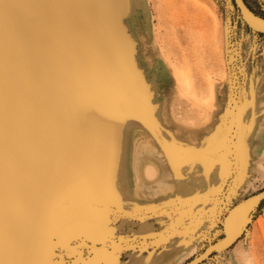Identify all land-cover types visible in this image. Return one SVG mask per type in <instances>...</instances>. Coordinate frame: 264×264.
<instances>
[{
    "label": "rangeland",
    "instance_id": "obj_1",
    "mask_svg": "<svg viewBox=\"0 0 264 264\" xmlns=\"http://www.w3.org/2000/svg\"><path fill=\"white\" fill-rule=\"evenodd\" d=\"M240 14L231 4L226 20L225 0H3L0 118L5 240L7 246L11 235L21 249L17 259L27 258L25 246L46 245L54 231V215L56 223H66L90 211L106 217L113 233L136 234L117 236L123 249L118 264H141L145 250L150 257L163 250L164 264H186L207 246L218 244L229 211L238 202L249 201L253 208L241 233L199 264H264V205L256 211L257 203L249 198L264 190V170L254 167L245 150L239 152L237 147L248 129L241 115L253 111L254 94L260 103L257 112L264 110L260 99L264 32L248 23L246 27ZM116 42H122L125 52L122 67L107 57ZM167 63L188 71L201 104L209 103L211 79L215 85L211 119L226 132H121L124 114L135 107L101 121L91 109L76 106L83 82L119 67L126 103L148 102L142 98L146 96L148 111L167 112L189 124L190 104L175 94ZM256 128L263 130L264 116ZM214 137L229 139L235 159L222 157L223 182L204 194L211 206L204 200L196 210L192 203L161 200L159 187L143 184L141 169L150 164L166 169L159 161L164 155L191 165L209 163L203 152ZM177 146H184L183 156ZM82 168L90 186L86 202L78 193L66 191L73 173ZM146 168L156 172L152 166ZM208 185L214 189L217 183ZM114 203L122 204L124 211L137 207L144 211L122 217ZM256 212L260 214L255 216ZM153 220L159 222V233L149 232ZM180 241L184 246L177 247ZM98 243L86 234L62 231L60 250L48 253L46 260L85 264L86 253L95 252Z\"/></svg>",
    "mask_w": 264,
    "mask_h": 264
},
{
    "label": "snow or ice",
    "instance_id": "obj_2",
    "mask_svg": "<svg viewBox=\"0 0 264 264\" xmlns=\"http://www.w3.org/2000/svg\"><path fill=\"white\" fill-rule=\"evenodd\" d=\"M239 5L242 0H236ZM0 4H3V0H0ZM232 4V0H225V18L228 20V9ZM247 27V21H245ZM125 92V78L120 68L117 67L111 72H100L83 82L78 89L76 95V106L80 109H91V115L97 120H107L114 118L118 111H122L128 107L140 108L139 100L124 101ZM260 99L264 100V89H260ZM258 101L253 95L252 107L255 108V104ZM248 120L253 119V113L247 112ZM256 118L264 116V110L255 113ZM243 119V116L241 117ZM178 154L184 155V146H177ZM209 159L215 160L220 157H227L229 160L235 159V154L231 150V143L229 139L222 141L213 138L212 142H209L207 148L203 152ZM219 182V176H217V183ZM66 191H74L78 193L79 197L83 201H87L90 197V186L88 180V173L86 169H80L71 176ZM12 195L13 187L12 182L9 186V200L8 206L11 212L12 208ZM264 198V193L259 194ZM254 199V197H253ZM239 206V202L236 205ZM113 207L119 209L122 217L135 216L137 213H142V208H133L129 211H124V206L119 203H114ZM106 217H102L94 212L82 211L73 220L66 223H56L55 215L54 231L48 239L46 245L42 248H34L31 246H25L23 248V254L26 259H17L21 249L17 246L11 235H9L8 243L6 246L5 240V178H4V164H3V141H2V118H0V264H49L46 260L48 253H55L60 250L61 245V232L71 230L73 236L87 235L89 240H96L100 243L97 245V249L93 253H86L85 264H118L119 254L123 251L120 244L116 243L118 235H128L134 237L136 234L133 232L121 233L117 230V233H113L111 227L104 221ZM132 221H127L131 223ZM153 227L149 229V232L159 233V222L152 221ZM126 226V225H125ZM138 251V249H137ZM7 254V259H6ZM163 250L157 254L156 257H149L147 250H145L144 261H148V264H164L163 262Z\"/></svg>",
    "mask_w": 264,
    "mask_h": 264
},
{
    "label": "bare ground",
    "instance_id": "obj_3",
    "mask_svg": "<svg viewBox=\"0 0 264 264\" xmlns=\"http://www.w3.org/2000/svg\"><path fill=\"white\" fill-rule=\"evenodd\" d=\"M245 20L247 21L248 25L253 29L264 32V20L254 17L249 12H247ZM167 67L170 71L171 78L174 83L173 87L175 94L177 95V97H179L180 99H185L190 104V108L188 112L192 114L190 116L192 117V121H190L189 124L185 125L184 124V122H186L185 120H179L177 118L174 120L177 123L179 122L189 127H200L207 124L212 118V109H214L215 107L213 101L215 99V85L213 84L211 79L208 78L207 81V90L209 91L208 94H210L211 98L209 100V103L201 104L198 99L197 92L194 86H192L191 83L189 82L188 71L185 68L178 69L177 67L171 65V63H167ZM259 106L260 103L259 104L256 103L255 108H253V111H250L253 113V119L249 120V122L246 112H244L243 119L241 120L245 126V129L246 128L248 129L244 130L245 137L243 136L241 137L242 140H239L237 147L239 149V152L241 150L242 151L245 150V152L248 155V160L253 162V166L256 167L258 170L263 171L264 170V128L261 131H259L256 128L258 119L256 118L255 115V113L258 111ZM195 170L197 172V177L194 176L193 179L192 178L187 179L185 173L182 170L178 172L177 175L175 174L173 175V173L170 176L167 175V179L170 178L174 182L173 187L168 188L170 191L169 192L170 196L178 197L179 199L184 198L180 201H186L188 198L192 197L191 196L192 190L189 189L190 187L195 185L197 187L199 186V188L201 189V187L204 186L206 187V182H209L211 185H214L217 183V176H219L220 179L221 176L224 174V170L221 167L220 162H217V164L212 165L211 168H207V169L203 168V170H200L198 167H196ZM143 174L148 181L150 182L152 181L154 183V180L157 176V173L155 171L150 172L147 170V168H145ZM155 183H158V181ZM252 208L253 205H250L249 201H244L240 203L238 207L235 206L229 211L228 215L225 218L224 234L226 236V239L224 242V246L227 245L232 240H234L239 235V233H241L240 231L242 229V226L244 225V222L246 221L247 216ZM182 246H184V242L180 241L177 244V247H182ZM214 246L215 248L218 247L219 243L214 244ZM223 248H218L216 250L220 251ZM212 251L213 249L209 250L203 257H201L199 260L195 261L192 264H197ZM192 252L193 249L188 253L187 256L192 255ZM183 257L184 256H182V258ZM147 262L148 261H145V264H148Z\"/></svg>",
    "mask_w": 264,
    "mask_h": 264
},
{
    "label": "crops",
    "instance_id": "obj_4",
    "mask_svg": "<svg viewBox=\"0 0 264 264\" xmlns=\"http://www.w3.org/2000/svg\"><path fill=\"white\" fill-rule=\"evenodd\" d=\"M122 42H116L114 45H111L110 48L107 51V57L113 61V63L117 64L118 66L120 65L121 67L123 66L122 64V59H123V54L125 55L124 48L122 47ZM142 98L146 99L148 102H140L141 107L140 108H135V109H129L127 112L124 114L123 119L121 120L122 125H121V132H226L225 129L221 128V125L219 123H213L212 119L205 125L200 126V127H189L185 126L183 124L177 123L172 116L168 115L167 112H162L160 111L155 112L154 110H149L145 107L150 104L149 99L146 96H142ZM144 106V107H143ZM131 110H134L138 113L139 117L137 114H131ZM137 118V119H135ZM174 120V121H173ZM222 141V140H220ZM222 157L212 160L208 158L209 163H204L201 162L200 165H191L190 162H181L180 157L174 158L168 157V156H162L160 158V162L163 163L166 167V169H161L160 167L155 166L154 164H150L146 167L152 166L156 169L157 176L154 180V183L151 181H148L147 178L144 176L143 172L146 167L141 169V177H142V182L144 185L147 186H153L154 188L159 187L162 190L161 194V200H167L170 202H177V203H183V204H190L196 208L197 203L199 202H204V200L208 201V198L204 196L205 193H207L209 190H216L219 188L221 183L223 182V178L226 174V170L222 164L221 161ZM217 162H220L221 167L224 170V174L221 176V180L217 183V186L213 189L212 187L204 186L199 188V186H192L189 189L192 190L191 193V198H188L186 201H180L182 199H177L173 198L169 194V189L173 187L174 182L169 178L167 179V175H177L178 172L181 170L185 173L186 178H192L194 176L197 177V172L195 170L196 167H198L200 170H203V168H211L212 165L217 164ZM179 170V171H178ZM164 181H163V180ZM158 183H155L157 182ZM198 195V196H197ZM200 195L203 197H200ZM186 198V197H185ZM209 205L210 202L208 201ZM211 206V205H210ZM210 208V207H209ZM201 209V208H199Z\"/></svg>",
    "mask_w": 264,
    "mask_h": 264
},
{
    "label": "water",
    "instance_id": "obj_5",
    "mask_svg": "<svg viewBox=\"0 0 264 264\" xmlns=\"http://www.w3.org/2000/svg\"><path fill=\"white\" fill-rule=\"evenodd\" d=\"M234 3H235V5H236V7L238 8V10H239V12L241 13V15L243 16V17H246V15H247V12H249L248 10H247V8L245 7V5H244V3L242 2V3H240L239 5L237 4V2H236V0H234ZM250 13V12H249ZM257 31V30H256ZM259 32H261V31H259ZM261 193H264V190H262V191H260L259 193H257V194H254L253 196H251V197H249V198H251V199H253V197H254V201L258 204L261 200H263L264 198H262L259 194H261ZM249 198H247V199H249ZM223 226H224V223H223ZM225 239H226V236H225V234H223V236H222V238H221V240L220 241H218L219 242V246L218 247H216L215 248V246H214V244L213 245H209V246H207L198 256H196L195 258H193V259H191L190 261H188L186 264H192V263H194L195 261H197V260H199L201 257H203L209 250H211V249H213V251L211 252V253H209L205 258H203L201 261H199L197 264H199L200 262H202L204 259H206L210 254H212L213 252H217L216 251V249H218V248H223V246H224V242H225ZM222 250H224V249H222Z\"/></svg>",
    "mask_w": 264,
    "mask_h": 264
},
{
    "label": "trees",
    "instance_id": "obj_6",
    "mask_svg": "<svg viewBox=\"0 0 264 264\" xmlns=\"http://www.w3.org/2000/svg\"><path fill=\"white\" fill-rule=\"evenodd\" d=\"M242 2L244 3L245 7L247 8V10L250 12L251 15H253L254 17H256L258 19L264 20V4L260 0H242ZM232 4H233L234 9L240 14L238 8L236 7V5L234 3V0H232ZM261 35L264 36V34H261ZM263 205H264V199L261 200L255 206L256 211H258L260 209V207ZM259 214H260L259 212H256L255 216H257ZM221 238H220V240H221ZM213 254H214V252L212 254H210L208 257H210Z\"/></svg>",
    "mask_w": 264,
    "mask_h": 264
}]
</instances>
